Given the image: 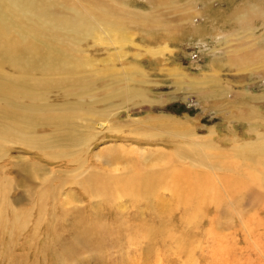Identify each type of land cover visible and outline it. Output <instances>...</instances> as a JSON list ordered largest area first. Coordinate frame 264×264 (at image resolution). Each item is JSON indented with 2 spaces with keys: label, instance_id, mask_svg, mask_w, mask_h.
<instances>
[{
  "label": "rangeland",
  "instance_id": "1",
  "mask_svg": "<svg viewBox=\"0 0 264 264\" xmlns=\"http://www.w3.org/2000/svg\"><path fill=\"white\" fill-rule=\"evenodd\" d=\"M72 1L89 14L98 2ZM118 5L133 10L122 17L125 30L118 34L128 38L124 45H111L98 26L75 46L76 60L66 67L37 69L38 61L49 59L50 45L44 42L35 70L26 73L28 80H63L67 72L78 73L93 83L101 101L93 107L91 97L57 89L63 83L46 86L49 115L58 114L35 127V139L43 145L28 148L0 139V209L10 219L14 212L26 219L25 225H7L1 221L6 216H0V264H60L53 250L87 244L84 240L107 252L106 264L205 262L209 244L178 240L180 216L165 185L167 174L175 167L177 149L189 148L180 134L206 136L213 128L206 140L226 150L234 135L249 137L247 127L264 132V77L236 68V54L229 56L223 48L228 45L225 33L234 32L231 43L237 38L243 43L249 31L264 47V0H165L161 6L126 0ZM246 6L259 12L243 28L238 18ZM0 69L16 73L1 58ZM109 89L122 90L124 96H104ZM134 90L141 97L131 95ZM14 123L12 114L0 111V129ZM19 123L24 128L26 119ZM255 138L252 133L250 140ZM121 152L134 176L126 191L110 185L118 181L123 187L126 180L115 173ZM35 163L40 170L30 169ZM90 178L96 192L87 186ZM2 179L9 180L5 197ZM44 180L48 185L40 189ZM4 202L13 208L4 209ZM183 235H192L190 227ZM18 244L36 256L19 263Z\"/></svg>",
  "mask_w": 264,
  "mask_h": 264
},
{
  "label": "bare ground",
  "instance_id": "2",
  "mask_svg": "<svg viewBox=\"0 0 264 264\" xmlns=\"http://www.w3.org/2000/svg\"><path fill=\"white\" fill-rule=\"evenodd\" d=\"M124 1L126 0L95 1L92 5L94 9L89 14L79 10L72 0H0V58L10 62L16 72L7 73L0 69V111L2 115L12 114L18 124L0 129L2 143H19L28 148L43 145L35 139V127L50 122L51 116L58 114L53 111L49 115L44 93L46 86L63 83L57 89L65 94L74 93L81 99L91 97L93 107L101 101L95 94L96 88H92L93 83L75 76L78 73L67 72L63 80H28L26 73L35 70L34 62L40 59L44 42L50 45L47 50L49 59L38 61L37 69L66 67L75 59V46L78 47L82 40L95 33L98 26L111 45H116L118 41L124 45L128 38L118 34L125 30L122 17L133 15V10H126L118 5ZM147 1L160 6L165 2ZM258 12L252 6L243 9L238 18L243 28L249 27L250 19L255 14L258 15ZM198 27L193 25L196 30ZM233 33H225L228 45L223 48L230 50L229 56L236 54L235 60L239 63L235 67L254 71L264 77V47L259 45V37L253 36L249 31L243 43L237 41L239 38L231 43L228 38ZM221 35L223 34L220 37ZM223 48L219 46L218 50ZM133 69L138 71L137 66H133ZM130 92L135 97H141L137 90ZM105 95L109 98H120L124 96V91L109 89L104 92ZM261 97L264 98V94ZM21 118L26 119L24 128L20 127ZM214 130L211 128L208 135L213 136ZM261 131L257 127H247L245 133L249 137L240 139L234 135L230 139L229 149L226 150L215 146L210 139L206 140L208 135L200 136L191 131L188 135L180 134L183 142L189 144V148L177 149L175 167L167 174L165 185L173 196L180 216L178 226L181 233L178 240L184 244H209L204 264H264V132L261 134ZM252 133L256 138L250 140ZM109 155L113 157L112 154ZM116 160L118 167L115 173L127 177L123 187H120L118 181H112L110 185L118 191H126V187L134 179L131 174L132 167L124 152L116 156ZM39 168L41 167L36 163L30 166L31 170H40ZM2 180L4 196L8 192L5 183L9 180ZM47 185L48 182L44 180L40 189H45ZM87 186L97 191L96 183L91 178ZM5 202L4 209L13 208ZM3 212L0 215L2 217L6 216ZM14 213L12 219L6 216L1 221L7 225H25L26 219L22 221ZM188 227L193 236L183 235ZM200 233L204 238H201ZM84 241L87 244H67L63 249H55L53 256L60 264H72L75 260L76 264L108 262L105 260L108 257L107 252L101 250L97 244ZM17 249L21 255L19 263H24V258L28 259V256L33 255L25 252L23 244H18ZM35 256L36 254L33 255ZM92 257L93 260L90 259ZM94 257L100 258V261ZM88 259L90 263L85 262Z\"/></svg>",
  "mask_w": 264,
  "mask_h": 264
}]
</instances>
